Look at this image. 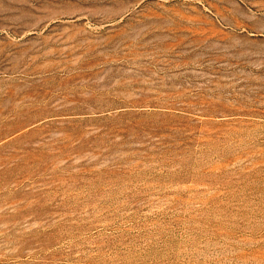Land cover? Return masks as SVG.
Listing matches in <instances>:
<instances>
[{
    "label": "rangeland",
    "instance_id": "374dc122",
    "mask_svg": "<svg viewBox=\"0 0 264 264\" xmlns=\"http://www.w3.org/2000/svg\"><path fill=\"white\" fill-rule=\"evenodd\" d=\"M0 264H264V0H0Z\"/></svg>",
    "mask_w": 264,
    "mask_h": 264
}]
</instances>
